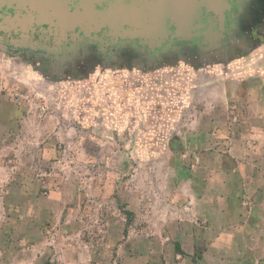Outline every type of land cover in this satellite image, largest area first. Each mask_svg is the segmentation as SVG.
Here are the masks:
<instances>
[{
	"label": "rangeland",
	"instance_id": "1",
	"mask_svg": "<svg viewBox=\"0 0 264 264\" xmlns=\"http://www.w3.org/2000/svg\"><path fill=\"white\" fill-rule=\"evenodd\" d=\"M240 61L264 68V45ZM44 62L0 47V264H192L176 232L193 221L175 180L203 175L178 171L188 146L105 138L59 105L74 82L52 81Z\"/></svg>",
	"mask_w": 264,
	"mask_h": 264
},
{
	"label": "crops",
	"instance_id": "2",
	"mask_svg": "<svg viewBox=\"0 0 264 264\" xmlns=\"http://www.w3.org/2000/svg\"><path fill=\"white\" fill-rule=\"evenodd\" d=\"M240 60L185 74L170 108L160 109L163 103L155 98L144 99L134 117L128 109L122 113L107 107L105 94L123 87L119 79L63 80L74 83L59 92V103L105 138L164 139L188 146L183 155L195 159L178 171L203 175L175 180V198L193 221L176 232L192 264H264V68L244 72ZM115 100L123 101L111 96ZM180 124L199 130L177 137L162 132Z\"/></svg>",
	"mask_w": 264,
	"mask_h": 264
},
{
	"label": "flooded vegetation",
	"instance_id": "3",
	"mask_svg": "<svg viewBox=\"0 0 264 264\" xmlns=\"http://www.w3.org/2000/svg\"><path fill=\"white\" fill-rule=\"evenodd\" d=\"M218 1L217 12L207 13V7L202 5V11L213 20L210 28L204 20L194 16L195 25L201 26L197 35L183 32L177 36L175 25L169 20L168 33L153 38L128 34L116 36L106 27L86 37L62 38L60 44H56L54 35L40 32L33 35L25 46L9 38L0 39V47L24 50L28 57L44 60V73L55 79L52 81L91 77H98L95 79L101 81V77L108 76L119 79L116 81H120L123 87L105 94L107 107L120 109L122 113L128 109L130 117H134L133 113L144 99L155 98L163 103L160 109L170 108L171 101L177 96V88L184 86L183 76L190 73L191 68L225 64L244 58L264 45V0ZM119 3L135 7L142 5L141 0H100L96 2V8ZM99 37L106 38L109 44H99ZM85 41L90 43L87 47H78ZM162 81L170 83L163 85ZM175 81L179 87L174 85ZM151 83L155 86L152 87ZM146 85H149L148 91H142ZM110 95L123 101L113 103Z\"/></svg>",
	"mask_w": 264,
	"mask_h": 264
},
{
	"label": "water",
	"instance_id": "4",
	"mask_svg": "<svg viewBox=\"0 0 264 264\" xmlns=\"http://www.w3.org/2000/svg\"><path fill=\"white\" fill-rule=\"evenodd\" d=\"M97 1L100 0H0V39L12 38L17 44L25 46L36 33L47 32L54 35L56 44H60L62 38L86 37L106 27L111 30L110 34L116 36L128 34L153 38L168 33L169 20L174 23L177 36L183 32L197 35L201 26L195 25L194 16L204 20L210 28L213 20L206 14L217 12L215 7L219 2L141 0V7L119 3L99 9L96 8ZM202 5L207 7V13L202 11ZM99 39V44H109L106 38ZM89 44L85 41L78 47Z\"/></svg>",
	"mask_w": 264,
	"mask_h": 264
},
{
	"label": "built area",
	"instance_id": "5",
	"mask_svg": "<svg viewBox=\"0 0 264 264\" xmlns=\"http://www.w3.org/2000/svg\"><path fill=\"white\" fill-rule=\"evenodd\" d=\"M15 95L16 96H21L22 98H24V99H26V100H30L31 99V96L27 93V94H24V93H20V92H15ZM59 105H60V103H59ZM47 105H46V103H42L41 105H40V107H41V109L43 110V111H45L46 109H47V107H46ZM61 106V105H60ZM74 118H75V116H74ZM77 121H79V122H81L78 118L76 119ZM73 122H75V121H73ZM76 123V122H75ZM178 129H180V126H172V125H167L166 127H165V129L162 131V132H165V135H168V132H169V130H170V134H172L171 135V137H177V136H182V133H180V131H175V130H178ZM169 136V135H168Z\"/></svg>",
	"mask_w": 264,
	"mask_h": 264
}]
</instances>
